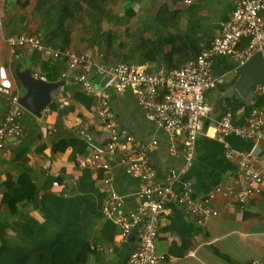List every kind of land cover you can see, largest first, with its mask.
<instances>
[{
  "label": "crops",
  "instance_id": "obj_1",
  "mask_svg": "<svg viewBox=\"0 0 264 264\" xmlns=\"http://www.w3.org/2000/svg\"><path fill=\"white\" fill-rule=\"evenodd\" d=\"M33 1L23 6L24 0H0V16L3 20L1 32L3 34L34 28V20L33 17L31 18ZM233 2L234 0H134L122 7L123 9L128 5L133 10L129 20L137 19L136 16L141 10L147 11L148 17L139 19L138 24L127 25L126 41L131 47L139 42L140 33L153 37L161 31L179 29V44L183 49H179V58H188L192 53L184 43H192L198 48L208 44L220 32L222 22L228 18ZM21 16L24 17L25 27H20L17 22ZM134 21L137 22V20ZM164 22L167 24L165 25ZM107 28L115 29L112 24H109ZM75 39L77 38L73 33L71 46L79 52L104 61L103 57L98 56L99 51L103 52L104 45L88 44L87 41L82 42L80 38ZM29 52L32 51L10 53L4 40H0V61L2 63L3 59L8 56L11 62L20 63L21 66H31L32 72H37L46 78V73L40 70V63L49 58L39 52L40 58L32 66ZM171 53L169 48L166 54ZM174 57H176L175 53ZM133 59L137 60L136 57ZM51 61L60 66L61 70L66 66L62 59H51ZM141 64L152 65L153 68L164 66L163 63L144 62ZM9 72L13 79L11 70ZM212 73L216 77H222L223 80L205 92V98L210 107L204 116L203 130L198 133L195 141L193 163L188 172L179 176V189L181 181L189 179L196 193L213 189L216 184L225 182L236 172V151H251L254 162L264 171L263 140H254L233 133L227 134L223 139L210 135L212 127L227 112L230 113L233 122L238 124L246 122L251 108L264 104V95L256 89V85L248 83V77L242 65L237 66L236 61L230 55H215L212 60ZM91 75L93 78L97 76L93 71ZM59 77L61 78L60 75ZM64 80V83L55 87L54 91L52 90L50 102H53L55 106L48 104L40 116L34 115L41 126L33 131L24 130L25 123H23V134L7 140L8 144H5L0 156L6 150L5 156L11 159L13 148L22 140L28 144L29 150L22 158L13 161V164L19 168L15 166L0 169V182L6 178L8 172L14 175L20 169L26 168L34 177H39L42 184L47 180V176L50 180L57 178L60 185L51 186L57 192L71 193L74 191L76 179L85 165L80 162L78 154L76 157L72 155L71 146L54 151V138L59 137L60 139L74 135L75 127L82 126L92 134L91 146L95 147L102 145L104 134L101 128V118L97 114L96 102L89 107L80 104L64 88L70 80ZM21 90L19 89V94ZM110 98L119 125L126 127L138 140L148 142L152 138L157 139V144L150 155L156 169L157 179L164 182L169 168H180L183 164L182 143L180 141L177 143L176 153L173 154L168 150L166 130L146 116L131 89L123 92L112 90ZM51 127L52 131L49 129ZM181 137L182 134H179V138ZM225 143L235 152L233 156L225 155ZM256 145L259 147L256 148ZM109 163L110 167L107 172L112 175L115 188L124 197V209L133 208L136 203L139 180L127 174L115 157H109ZM90 168L95 184L101 190V177L96 176L102 173V168ZM224 201L225 197L221 194L216 196L214 204L222 209V213L209 216L202 225H198L194 216L182 207L176 204L168 206L159 217V229L156 236L157 251L165 253V258L159 264H249L252 258L264 259V183L260 192L251 197L243 210L236 206L226 208L223 206ZM21 207L24 210L28 209L36 217H40V212L28 204H22ZM0 213L8 214L9 208L2 205ZM105 220L103 216L98 218L90 232L94 247L87 264H128V254L137 244L136 231L134 230L129 238L120 239L116 225L112 240L109 243L101 241L99 230ZM9 231L13 233V227Z\"/></svg>",
  "mask_w": 264,
  "mask_h": 264
},
{
  "label": "built area",
  "instance_id": "obj_2",
  "mask_svg": "<svg viewBox=\"0 0 264 264\" xmlns=\"http://www.w3.org/2000/svg\"><path fill=\"white\" fill-rule=\"evenodd\" d=\"M189 1V0H184ZM3 20L0 16V40H4L10 53L35 50L50 59H62L65 68L61 70L63 79H71L83 90L96 96L97 114L101 118L104 142L91 146L92 134L82 126L75 132L88 142L85 155H77L82 165L102 168L101 190L104 193L101 212L104 219L118 226L120 239H127L135 230L137 244L129 252L128 264H159L165 253L156 249L159 217L171 204L182 207L202 225L212 215H220L222 209L214 204L218 194L225 197L224 207L236 206L243 210L251 197L260 192L264 183V171L254 162L251 151H236L237 168L225 182H219L213 189L194 192L189 179L179 176L188 172L193 163L195 141L203 130L204 116L209 111L205 92L223 80L212 73V60L217 54L230 55L241 66L252 53L264 45V0H234L227 19L222 22L220 32L199 52L186 59L179 66H159L147 69L145 64L134 61H103L73 46L60 47L45 42L42 37L29 31L1 32ZM103 57V52H98ZM9 67L0 61V153L11 137L23 134L20 94L14 90V82ZM97 76L106 75L102 88L92 81L91 72ZM36 76L44 77L33 72ZM45 78V77H44ZM131 89L137 103L146 116L164 127L168 136L167 148L171 153L178 151L177 143H182L183 164L180 168H169L164 182L156 177V169L151 160V151L157 139L148 142L138 140L126 127L118 124L110 98L111 91L123 92ZM264 95V80L256 85ZM52 131V127L49 128ZM236 134L254 140L264 141V104L249 111L246 122L232 121L230 113L224 114L210 130L211 136L224 138ZM179 134L182 137L179 138ZM235 152L225 143V155ZM109 157H115L124 171L139 180L136 203L133 208L124 209V197L113 184ZM57 178L51 186L58 187ZM249 264H264L262 258H252Z\"/></svg>",
  "mask_w": 264,
  "mask_h": 264
},
{
  "label": "trees",
  "instance_id": "obj_3",
  "mask_svg": "<svg viewBox=\"0 0 264 264\" xmlns=\"http://www.w3.org/2000/svg\"><path fill=\"white\" fill-rule=\"evenodd\" d=\"M30 2L31 0H24L22 5L25 6ZM106 2L109 3L110 0H34L31 18L33 17L35 26L29 31L40 35L47 43L60 47L70 46L75 13L80 9L84 10L83 3H85L88 6L86 13L91 19L87 26L92 30H90V36L86 38L83 36V39H86L88 44L104 45V61L163 63L164 67H170L181 65L186 59L199 52L200 48L185 42V47L189 48L192 54L188 58H179V49L183 50L179 44V29L161 31L153 37L140 33L139 42L129 47L127 41L118 36L117 29H102L100 22L104 12H108V16L115 19L117 24L125 25L123 32L127 37V18L131 16L133 10L127 5L123 8V13H112V11L110 13L105 6ZM23 16L17 20L20 27H25ZM164 24L166 25L167 22ZM115 37H118L116 45ZM169 48L172 53L166 54ZM30 54L31 64L34 66L40 55L35 50H32ZM147 69H153V66L148 65ZM40 70L46 73V79L57 80L61 68L49 58L41 61ZM69 80L64 88L80 104L89 107L96 102L95 95L86 92L74 81ZM49 105L55 106L53 102H49ZM66 146L72 147L74 157L77 154L85 155L89 152L87 140L75 131L74 135L60 138L55 144L54 151L62 150ZM28 150V144L22 140L12 150V161L22 158ZM101 170L102 173L96 177L104 175L103 169ZM51 181L52 179L50 180L47 176V180L39 187L30 171L22 168L14 175L8 172L6 178L0 182V207L3 205L9 208L8 214L0 213V264L88 263L94 247L90 232L96 220L102 216L101 203L104 193L95 184L92 169L88 166L82 167L76 179L74 191L71 193L53 190ZM35 196H38V199L34 204ZM22 204H28L31 208L37 209L40 217L31 214L28 209H22ZM11 227H13V233L9 231ZM115 230L116 224L106 219L99 230L100 240L109 243Z\"/></svg>",
  "mask_w": 264,
  "mask_h": 264
},
{
  "label": "water",
  "instance_id": "obj_4",
  "mask_svg": "<svg viewBox=\"0 0 264 264\" xmlns=\"http://www.w3.org/2000/svg\"><path fill=\"white\" fill-rule=\"evenodd\" d=\"M21 65L20 63H18ZM242 67L247 74L248 83L257 85L264 80V45L262 49H258L252 53L250 57L242 64ZM16 73L22 81L24 87L23 93L20 94V103L22 106L33 113L35 116H40L42 110L49 104L51 100V91L58 85L64 83V79L48 80L44 77L36 76L32 72L31 66L17 67ZM107 76H96L92 78L93 84L99 89L102 88ZM15 138V137H13ZM59 137H55L53 148ZM259 147L256 145V148ZM38 196L34 198V204L37 202Z\"/></svg>",
  "mask_w": 264,
  "mask_h": 264
},
{
  "label": "rangeland",
  "instance_id": "obj_5",
  "mask_svg": "<svg viewBox=\"0 0 264 264\" xmlns=\"http://www.w3.org/2000/svg\"><path fill=\"white\" fill-rule=\"evenodd\" d=\"M141 1V0H140ZM128 3V0H110V2H106L105 6L107 7V10L111 13H114V12H119V13H123V9L122 7ZM84 4V7L85 8L84 10L80 9L78 10L77 13H75V24H74V27H72V31L75 35V37L79 40V38L81 39V41H87L86 39H83V36L84 38L90 36V33L92 30V28H89L87 26V24H89L90 22V17L89 15L86 13L87 12V5L85 3ZM101 4V3H100ZM99 7L97 6V9ZM148 12L147 11H139V14L138 16H136L137 19H131L129 20V18H127V25H135V24H138V20L139 19H146L148 17ZM98 15V14H97ZM96 15V16H97ZM134 20H137L134 21ZM101 28L102 29H106L108 27L109 24H112L113 27L115 29L118 30V36L122 39H127L125 33L123 32L124 29L126 28L124 24H120V23H116L115 19H112L110 18V16H108V12H104V14L102 15V19H101ZM120 24V25H119ZM25 31H29L28 29H25ZM30 32V31H29ZM117 38L118 37H115L114 39V43L116 45V43L118 42L117 41ZM75 39V40H77ZM25 51V50H24ZM30 53V52H29ZM9 57L6 56L4 59H3V63L4 65L8 66L11 70V73H12V76H13V79H14V90L19 92V89L21 90L20 92L23 93L24 91V87L22 86V81L21 79L18 77L17 73H16V69L17 67L19 69L22 68L21 65H19L17 62H11L10 60H8ZM13 70V71H12ZM54 91V90H53ZM53 91L51 93H53ZM53 96V95H52ZM22 121L23 123H25V126H24V130H31L33 131V129H37L41 126L40 122L37 120L36 117H34V114L31 113L29 110L27 109H23V112H22ZM31 125H34V128L31 127ZM7 143V142H6ZM8 144V143H7ZM9 153V152H8ZM6 153V150L3 151L2 155L0 156V169H2L3 167H9V168H14L16 165H14L12 159L8 158L5 156ZM17 168H19L18 166H16ZM33 176V175H32ZM34 177V176H33ZM35 181L37 182L38 186L41 187L43 184L41 182V179H39V177H34Z\"/></svg>",
  "mask_w": 264,
  "mask_h": 264
}]
</instances>
